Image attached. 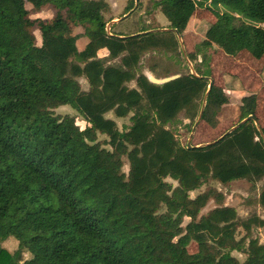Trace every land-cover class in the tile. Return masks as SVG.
<instances>
[{"label": "trees", "instance_id": "16d2710c", "mask_svg": "<svg viewBox=\"0 0 264 264\" xmlns=\"http://www.w3.org/2000/svg\"><path fill=\"white\" fill-rule=\"evenodd\" d=\"M198 1H211L216 21L196 55L186 54L191 64L201 58L193 74L171 30L183 37ZM135 3L128 0L120 18ZM49 6L50 21L31 18ZM148 8L166 16V31L145 24L134 33L108 31L105 0H0V264H264V243L253 232L264 235V218L242 219L211 185L264 179L257 96L242 98L236 125L254 120L209 145L183 146L174 129L181 117L199 118L203 104L201 121L218 125L229 99L215 83L209 88V50L264 57V0H150ZM147 54L181 58L188 72L158 75L180 76L155 84L144 73ZM66 105L85 128L55 113ZM108 112L131 115L130 125L119 130ZM211 201L217 207L201 215ZM258 201L264 208V188ZM10 237L15 253L3 246ZM22 250L31 257L19 262Z\"/></svg>", "mask_w": 264, "mask_h": 264}, {"label": "rangeland", "instance_id": "374dc122", "mask_svg": "<svg viewBox=\"0 0 264 264\" xmlns=\"http://www.w3.org/2000/svg\"><path fill=\"white\" fill-rule=\"evenodd\" d=\"M108 2L112 9L111 12H108L105 14L107 19H110L112 17H121L125 11V8L127 6L128 0H105ZM150 0H138L137 7L134 8L132 13L128 18H124L123 16L121 19V23L117 24L116 26H113L114 31H119L123 33H134L140 29L142 25H149L151 27H160V28H168L169 21L166 18V16L160 11H152L150 14L148 13L147 9L149 6ZM136 6V3H135ZM27 8L30 10V6L27 5ZM213 5L211 1L203 2L198 1L197 2V10L194 13L192 20L190 22V27L187 29L185 34L182 37V50H184L183 54L186 55L187 53H195V46L205 38V33L207 29L210 27L211 24H213L216 21V16L213 11ZM55 14V10L52 6L47 7L44 9L43 12L39 14H31L32 19L41 18L45 21H50ZM110 23V22H109ZM72 26V25H71ZM74 34L76 32H83V28L80 27H73ZM35 35L37 38V45L42 44L41 36L39 30L35 29ZM211 51V52H210ZM220 49L218 47H214V49H210L209 53L211 56V71H212V58L213 57H219L218 60L223 59V54L219 52ZM101 54H104V51H101ZM183 55V58L185 60L186 56ZM154 57V58H153ZM152 57V54H147L143 58V67H144V73L149 77L157 78L158 75H164V73H171V75L175 72H188L184 68V62L180 58V62H176V59L170 58L168 55H154ZM200 57H197V60L194 62V64H191L188 59H186L185 63L189 65L190 72H195L194 68L197 69L198 65H200ZM154 68L156 70L155 72H151L150 69ZM201 69H203L201 65ZM179 75V74H177ZM175 76V75H173ZM171 77V76H169ZM162 79V78H157ZM81 86L84 90L89 89V85L87 81L84 78L79 79ZM129 87H136V84L134 82L128 84ZM230 96V95H229ZM239 99L236 96L233 101L230 99V104L226 107H223L218 115L222 116L223 118L228 117L229 115H233L236 112L239 111L238 107ZM242 104V103H241ZM55 113L61 116L69 115L75 118L77 124L80 126V128H85L87 125V122L85 121L84 117L78 113L75 109H73L70 106H61L58 109L55 110ZM131 116V115H130ZM129 116V117H130ZM108 119H112L116 122L118 125L119 130H124L125 126L130 125L129 117L127 118H118L114 114V112H108L105 116ZM218 118V117H217ZM219 120V118H218ZM198 121V118L191 122L189 119H185L184 117H181L180 121L176 125H174L175 133L180 141V143L183 146H187L188 142L190 140V137L193 136V139L191 140L192 145H197L198 143H212L216 138L213 137V133L211 132L212 127L209 128V126H205L204 122L201 121L200 125L195 129V133L193 134V128ZM219 124V123H218ZM217 127V126H216ZM100 140H108L107 137L100 135ZM109 148V146H107ZM129 169L128 162L125 159V166L124 171L127 173ZM169 182H171L174 186L177 185L176 182L169 179ZM212 186L216 187L220 192L225 194V202L224 205L231 206L237 209L239 216L242 219H246L250 217L253 214H257L261 218H264V208L259 204L258 198L260 196V193L262 189L264 188V179L255 183H252L248 180H239L234 181L228 186H222L218 182H212ZM204 187L201 190H197L191 193L192 197H196L198 194L204 191ZM217 207V204L214 201H211L202 211L201 215L207 214L210 210ZM189 222L188 219H185V224ZM254 235L260 237V242L264 243V235L262 229H254ZM245 232L243 230L240 231V233L237 236V239H240L242 236H244ZM3 246L8 249L10 252L15 253L18 250V242L13 238H8L4 243ZM191 252H196L197 246L195 244H192L189 248ZM233 255L237 257L241 262H243L246 258L245 255L233 252ZM31 255L26 251L22 250L20 251V256L18 258L19 262H23L27 259H29Z\"/></svg>", "mask_w": 264, "mask_h": 264}, {"label": "crops", "instance_id": "0c3cea01", "mask_svg": "<svg viewBox=\"0 0 264 264\" xmlns=\"http://www.w3.org/2000/svg\"><path fill=\"white\" fill-rule=\"evenodd\" d=\"M108 3V2H107ZM109 4V3H108ZM110 5V4H109ZM110 8L112 9L111 5ZM120 17H112L111 21H118ZM121 23L118 21L112 25H117ZM190 27V24L188 28ZM167 28H160V30ZM83 32H76V34H82ZM214 47H217L214 45ZM213 47V49H214ZM220 49V48H219ZM104 54L107 53L106 50ZM211 52V51H210ZM223 55V59L219 57H213L212 61V78L214 83L221 88H223L228 96L229 102L223 107H227L230 104V99L233 101L237 96L239 99L238 107L241 106L242 98L249 95L257 96V123L261 127L264 125V57L258 59L253 57L247 50L242 51L237 56H228L220 49L219 51ZM191 53V52H190ZM197 60V59H196ZM201 70V65H198ZM230 95V96H229ZM222 107V108H223ZM240 107L239 111L233 115H229L226 118L218 115L219 124L215 128H210L215 136V140L219 139L225 133H227L231 128H233L239 122ZM201 122V121H200ZM198 123L197 127L200 125ZM205 126H207L204 123ZM196 127V128H197ZM208 127V126H207ZM195 133V131H194ZM194 133L192 135H194ZM191 140L193 136H191ZM213 141V142H214ZM207 143H198L192 146H204Z\"/></svg>", "mask_w": 264, "mask_h": 264}, {"label": "water", "instance_id": "95a60500", "mask_svg": "<svg viewBox=\"0 0 264 264\" xmlns=\"http://www.w3.org/2000/svg\"><path fill=\"white\" fill-rule=\"evenodd\" d=\"M137 5H138V0H136V6L135 7H137ZM131 13H128L125 17H127V16H129ZM124 17V18H125ZM123 18V19H124ZM123 19H120V20H118V21H122ZM118 21H112V22H110V23H108V25H107V30L109 31L110 30V28H111V26H112V24H114V23H116V22H118ZM167 29H163V30H157V31H166ZM171 31H173V32H175L177 35H178V37H179V40H180V42L182 41V38H181V36L179 35V33L177 32V30H171ZM181 47H182V42H181ZM183 52H184V50H183ZM186 56V55H185ZM193 74H196V72H192ZM180 75H175V76H171V77H166V78H162V79H157V78H154V77H151V78H149L150 79V81L151 82H153V83H155V84H165V83H167V82H170V81H172V80H174V79H176V78H178ZM209 80H210V86H209V88H211L212 87V85L214 84V81H213V79L212 78H208ZM204 109H205V104H203V106H202V110H201V114H200V116H199V118H198V121L196 122V124H195V126H194V128H193V133H194V131H195V129H196V127H197V125H198V123L202 120V114H203V111H204ZM254 120V116H250V117H248L247 119H245V120H243L242 122H240L238 125H236V126H234L233 128H231L227 133H230V132H232V131H234L236 128H238L239 126H241L243 123H245L247 120ZM191 138L192 137H190V140H189V142H188V145H187V147L188 148H193V147H195V146H192V144H191ZM210 144V143H209ZM209 144H206V145H209ZM197 147V146H196Z\"/></svg>", "mask_w": 264, "mask_h": 264}, {"label": "built area", "instance_id": "2783aa9c", "mask_svg": "<svg viewBox=\"0 0 264 264\" xmlns=\"http://www.w3.org/2000/svg\"><path fill=\"white\" fill-rule=\"evenodd\" d=\"M264 26V25H263Z\"/></svg>", "mask_w": 264, "mask_h": 264}]
</instances>
